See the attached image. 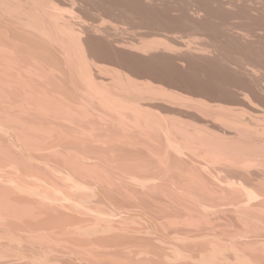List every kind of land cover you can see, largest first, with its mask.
Here are the masks:
<instances>
[{"label":"bare ground","instance_id":"bare-ground-1","mask_svg":"<svg viewBox=\"0 0 264 264\" xmlns=\"http://www.w3.org/2000/svg\"><path fill=\"white\" fill-rule=\"evenodd\" d=\"M0 264H264V0H0Z\"/></svg>","mask_w":264,"mask_h":264}]
</instances>
